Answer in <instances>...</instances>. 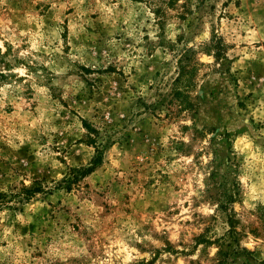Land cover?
I'll list each match as a JSON object with an SVG mask.
<instances>
[{
  "label": "clouds",
  "instance_id": "1",
  "mask_svg": "<svg viewBox=\"0 0 264 264\" xmlns=\"http://www.w3.org/2000/svg\"><path fill=\"white\" fill-rule=\"evenodd\" d=\"M0 264H264V0H0Z\"/></svg>",
  "mask_w": 264,
  "mask_h": 264
},
{
  "label": "rangeland",
  "instance_id": "2",
  "mask_svg": "<svg viewBox=\"0 0 264 264\" xmlns=\"http://www.w3.org/2000/svg\"><path fill=\"white\" fill-rule=\"evenodd\" d=\"M207 95H211V96L214 97L216 95V89H215V87H213V86L210 85L209 86V91H208ZM192 103L194 105V108L193 109L198 112L199 109H200V107H201L200 103L198 101H192Z\"/></svg>",
  "mask_w": 264,
  "mask_h": 264
},
{
  "label": "trees",
  "instance_id": "3",
  "mask_svg": "<svg viewBox=\"0 0 264 264\" xmlns=\"http://www.w3.org/2000/svg\"><path fill=\"white\" fill-rule=\"evenodd\" d=\"M188 103H190L191 106L194 108V105H193L192 101H188Z\"/></svg>",
  "mask_w": 264,
  "mask_h": 264
}]
</instances>
